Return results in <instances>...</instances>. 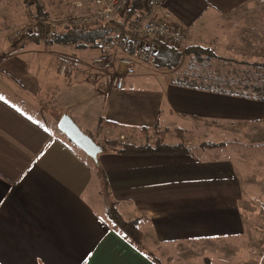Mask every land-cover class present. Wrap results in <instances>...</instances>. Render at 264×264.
Instances as JSON below:
<instances>
[{"label":"crops","instance_id":"1","mask_svg":"<svg viewBox=\"0 0 264 264\" xmlns=\"http://www.w3.org/2000/svg\"><path fill=\"white\" fill-rule=\"evenodd\" d=\"M157 11L169 12L187 30L190 53L170 68L189 82L175 80L171 72L159 75L151 59L135 58L134 74L122 89H105L104 80L51 89L53 80L42 64L21 48L1 54L5 43L0 46V85L30 100L41 90L46 97L61 94L59 103L49 105L50 113H66L88 131L93 122L97 127L103 123L104 133L126 134L142 127L198 124L209 132L222 126L251 141L262 140L264 81L255 79L262 72L252 64L264 63V1L167 0ZM193 78L208 85H195ZM9 97L0 92V264H161L185 241L242 231L243 189L225 157L103 151L97 160L110 195L124 219L139 220L149 252L140 249L102 212L94 165Z\"/></svg>","mask_w":264,"mask_h":264},{"label":"rangeland","instance_id":"2","mask_svg":"<svg viewBox=\"0 0 264 264\" xmlns=\"http://www.w3.org/2000/svg\"><path fill=\"white\" fill-rule=\"evenodd\" d=\"M76 1L77 0H0V29L2 32L0 46L6 43L5 50L1 52V54H13L15 50H20V48L28 51V55L33 62L35 64H42L48 78H52L53 81H49V87L51 89L54 88V84L60 89H63L64 84H91V82L87 81L78 82L73 77L60 76L58 67L62 62H67L68 60H70L68 62H71L70 64L75 67H78V63H76L77 60L89 62L96 54V50L93 47L89 46L75 49L71 46L63 47L51 42V46L47 47V51H55H53L54 53L52 54H48L45 52V47L42 42L36 44L22 39L16 44H13V42L11 43L8 40V34L11 29L26 22L28 14H32L36 10V4L40 3L49 16L61 17L77 14V12H73L72 10L74 7L76 9L84 7V5L77 7L75 4ZM262 43V49L264 51V34ZM188 44L189 41H187L185 46L179 48V50H183L189 46ZM145 59L153 60V57ZM150 66L153 67L159 75H166L165 72H167V74L171 72V77H174L175 80L179 79V81L189 82L185 77L175 75L174 72L171 71V68H166L164 66L158 67L155 66L153 62H151ZM43 77L44 80L41 82L40 86L42 89H45V83L48 79L46 76ZM191 83L198 86L208 85L198 78H193ZM61 91L62 90H59L58 92ZM0 92L5 95L9 94L11 96L9 98L13 97V100L9 99V101L29 117L43 123L49 130L55 132L57 135L61 134V136H63L62 138L68 140L67 137L57 129L56 120L59 114L56 113L52 115L49 111L52 108L49 106L50 104L56 105V103L61 101V99H58V96L61 94L55 97H46L48 96L47 93L45 94L41 90L35 95V100H30L31 98L25 97V95L24 97L19 96V93L14 95L12 92L11 94L9 89L1 85ZM69 98H73V96L67 99ZM104 126L105 125L102 123V125L97 127L93 122L89 131L83 126L79 127L98 143H100L103 138L119 139L131 144L147 143L150 145H154L159 140L170 144L183 142L190 153V155H188L190 157L206 160L225 157L231 161L236 174L240 178L243 189V200L241 201L243 215L242 231L229 236L219 235L213 236L210 239H199V241H185L182 245H178L177 252L169 251L167 257L162 261L160 260L161 264H264V138L262 140L251 141L249 137L247 139L240 137L239 131H224L222 126H217L213 129L210 128L211 132H209L210 130L207 125L198 126V124L194 126L190 125L188 129H181L182 137L178 135L176 129L167 130L166 128L161 129L154 127L153 129L146 128V132L144 133L142 129H138L126 134L125 132L122 133V130L114 129H110L109 133H104ZM255 141H261V143H253ZM68 142L72 144L71 146L78 150V152H81V154L85 156L84 158H86L88 164L92 166L93 163L91 158L71 141L68 140ZM212 143H219L218 147L206 146ZM92 203L95 204L99 211L102 209L94 199H92ZM102 212L105 214L104 210ZM142 244L144 245L143 242ZM152 254L154 255V252H152Z\"/></svg>","mask_w":264,"mask_h":264},{"label":"built area","instance_id":"3","mask_svg":"<svg viewBox=\"0 0 264 264\" xmlns=\"http://www.w3.org/2000/svg\"><path fill=\"white\" fill-rule=\"evenodd\" d=\"M166 1L142 0L141 9L125 22L122 20L131 0H77V7L85 5L84 11L40 20V25L48 33L86 30L104 24L108 32L115 35L112 43L108 36L100 39L101 50L89 62L77 60L78 67L68 61L62 62L58 67L59 75L92 84L104 80L105 89H122L126 77L134 74L135 58L155 56L159 43L175 49L185 46L188 41L186 28L175 21L169 12L157 11ZM35 23L33 14L29 13L26 22L11 29L8 40L16 44L24 39L32 32ZM113 25L119 27L117 34H114ZM42 43L47 51V47L51 46L49 36L44 37Z\"/></svg>","mask_w":264,"mask_h":264},{"label":"trees","instance_id":"4","mask_svg":"<svg viewBox=\"0 0 264 264\" xmlns=\"http://www.w3.org/2000/svg\"><path fill=\"white\" fill-rule=\"evenodd\" d=\"M141 7H142V0H131L130 8L125 13L124 19L122 21L125 22V20H128L132 16L136 15V13L141 9ZM35 8L36 10L32 14L34 16V19L36 20V23L33 25L32 32L28 33L24 38L25 40L29 42L39 44L43 41L44 37L49 36L51 42L59 46H63V47L71 46V47H74L75 49L91 46L96 50V52H98L101 50L99 46L100 39H103L104 37L108 36L110 43L114 41L115 35L110 34L108 32L107 25H104V24H100L94 28H90L86 30L48 33L40 25V20L50 17L49 14L44 11L40 3L36 4ZM113 27L115 31L114 34H117L119 31V27L117 25H113ZM190 50H191L190 46H187L183 50H179L171 46H168L164 43H159L157 53L155 54V56H153L152 61L157 66H164L168 68L174 67L178 64L181 56L184 53H187V52L190 53ZM198 50L204 51V50H207V48L199 47ZM197 55H201V54H197ZM1 60L2 58H0V61ZM252 65H254L255 70H257L258 68L262 72V74H260L258 77H255V79L256 80L261 79L262 81H264V72H263L264 63L263 64L256 63ZM66 77H70V76H66ZM107 124L112 125L111 123H107ZM141 129L143 133L146 132V128L142 127ZM176 132L178 133L179 136L182 137V133H181L182 131L180 128H177ZM98 144L101 145L102 152L103 151H114V152L124 153V154H170V155L186 154V155H190L187 147L183 144V142L170 144V143H166V142L159 140L154 145H150L147 143L131 144L129 142H125L119 139L103 138V140ZM218 144L212 143V144H207L206 146L207 147H218ZM92 163L97 171V176L101 183L100 184L101 185L100 194L104 201L105 214H106L107 220L115 227V229L122 236L128 239L131 243H133L140 249L149 252V250H147L145 246L142 244L141 231L138 225L139 220L138 219L126 220L121 216L117 208V202L114 199H112L110 195L106 177L104 173L102 172V170L100 169L98 160L96 161L92 160ZM152 257L155 261L159 262L157 257L153 255Z\"/></svg>","mask_w":264,"mask_h":264},{"label":"water","instance_id":"5","mask_svg":"<svg viewBox=\"0 0 264 264\" xmlns=\"http://www.w3.org/2000/svg\"><path fill=\"white\" fill-rule=\"evenodd\" d=\"M57 129L62 132L68 140L81 149L89 158L96 161L102 152V147L88 134L83 132L74 120L63 113L56 123Z\"/></svg>","mask_w":264,"mask_h":264}]
</instances>
